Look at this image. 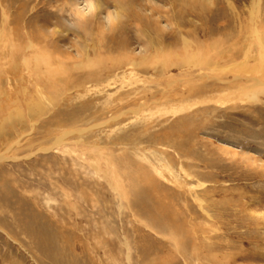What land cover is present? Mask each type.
Here are the masks:
<instances>
[{
	"label": "rangeland",
	"instance_id": "1",
	"mask_svg": "<svg viewBox=\"0 0 264 264\" xmlns=\"http://www.w3.org/2000/svg\"><path fill=\"white\" fill-rule=\"evenodd\" d=\"M77 2L0 0V264H264V0Z\"/></svg>",
	"mask_w": 264,
	"mask_h": 264
},
{
	"label": "clouds",
	"instance_id": "2",
	"mask_svg": "<svg viewBox=\"0 0 264 264\" xmlns=\"http://www.w3.org/2000/svg\"><path fill=\"white\" fill-rule=\"evenodd\" d=\"M99 9L98 0H83V7L79 6L78 0L69 14L73 19L67 24V27L77 32L83 31L88 22L97 17L96 14ZM125 19L126 12L122 9L115 8V10L108 11L105 16L101 17L99 23L102 31L108 34L118 27Z\"/></svg>",
	"mask_w": 264,
	"mask_h": 264
},
{
	"label": "bare ground",
	"instance_id": "3",
	"mask_svg": "<svg viewBox=\"0 0 264 264\" xmlns=\"http://www.w3.org/2000/svg\"><path fill=\"white\" fill-rule=\"evenodd\" d=\"M258 5V4H257ZM135 63V62H134ZM63 137H61V138H59V140L61 141V139H62ZM58 142V141H57ZM1 159V158H0Z\"/></svg>",
	"mask_w": 264,
	"mask_h": 264
}]
</instances>
